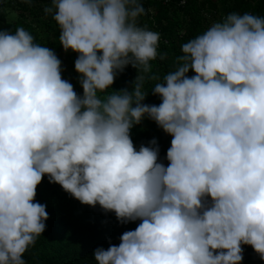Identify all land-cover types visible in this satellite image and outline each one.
<instances>
[{
    "label": "clouds",
    "instance_id": "1",
    "mask_svg": "<svg viewBox=\"0 0 264 264\" xmlns=\"http://www.w3.org/2000/svg\"><path fill=\"white\" fill-rule=\"evenodd\" d=\"M44 12L77 54L83 95L30 33L0 31V264H26L44 232L34 198L45 175L120 223L140 221L97 248L95 264H241L242 244L264 260V17L231 13L183 44L152 90L157 106L142 103V76L108 92L117 73H147L157 57L140 0H51ZM144 119L172 137L167 167L155 139L134 148Z\"/></svg>",
    "mask_w": 264,
    "mask_h": 264
},
{
    "label": "trees",
    "instance_id": "2",
    "mask_svg": "<svg viewBox=\"0 0 264 264\" xmlns=\"http://www.w3.org/2000/svg\"><path fill=\"white\" fill-rule=\"evenodd\" d=\"M145 14L138 18V26L159 33L157 57L150 61L147 73L131 65L117 73L111 91L131 90L136 76L143 77L142 91L146 97L142 103L159 105L161 98L152 90L156 83L179 66L177 57L183 55L182 45L203 34L212 24L222 22L231 13L252 14L264 17V0H187L180 7L178 0H140ZM51 0H0V31L15 33L23 28L33 36L34 43L48 47L61 61V78L72 84L78 96L83 95L74 62L77 54L63 50L59 42V26L44 9ZM10 14L14 15L10 18ZM161 56L165 58L160 59ZM195 73L189 70L188 76ZM134 148L149 146L156 140L159 147L158 162L168 165L166 152L172 137L149 119L134 125L130 130ZM210 200V198H208ZM34 202L44 204L48 219L45 230L23 255L26 264H95L93 252L97 248L107 250L119 245L121 235L135 230L140 223H120L113 212L104 211L98 204L83 205L66 193L60 185L48 182L45 175L37 185ZM241 264H264V260L249 245H241Z\"/></svg>",
    "mask_w": 264,
    "mask_h": 264
},
{
    "label": "built area",
    "instance_id": "3",
    "mask_svg": "<svg viewBox=\"0 0 264 264\" xmlns=\"http://www.w3.org/2000/svg\"><path fill=\"white\" fill-rule=\"evenodd\" d=\"M165 1H167V0H165ZM186 1H187V0H178V5H179L180 7H182V6L185 5Z\"/></svg>",
    "mask_w": 264,
    "mask_h": 264
},
{
    "label": "rangeland",
    "instance_id": "4",
    "mask_svg": "<svg viewBox=\"0 0 264 264\" xmlns=\"http://www.w3.org/2000/svg\"><path fill=\"white\" fill-rule=\"evenodd\" d=\"M13 17H14V15L10 14V18H13Z\"/></svg>",
    "mask_w": 264,
    "mask_h": 264
}]
</instances>
